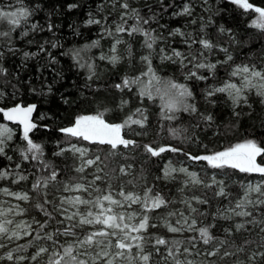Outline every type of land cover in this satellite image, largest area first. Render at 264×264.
Returning a JSON list of instances; mask_svg holds the SVG:
<instances>
[{
	"label": "snow or ice",
	"instance_id": "6c2138e0",
	"mask_svg": "<svg viewBox=\"0 0 264 264\" xmlns=\"http://www.w3.org/2000/svg\"><path fill=\"white\" fill-rule=\"evenodd\" d=\"M231 3L253 10L264 37V6ZM195 10L196 0H99L68 24L74 37L96 26L94 38L65 47L60 0L0 3V195L12 198L0 199V264H264V39L237 59L251 37ZM28 94L55 98L69 118L49 109L38 123ZM257 106L258 128L230 139Z\"/></svg>",
	"mask_w": 264,
	"mask_h": 264
},
{
	"label": "trees",
	"instance_id": "16d2710c",
	"mask_svg": "<svg viewBox=\"0 0 264 264\" xmlns=\"http://www.w3.org/2000/svg\"><path fill=\"white\" fill-rule=\"evenodd\" d=\"M26 2H28V0H26ZM60 2H61L62 14L60 16L59 23L61 25V31L63 32V35L66 38L65 47H67L69 44H72V43H83L85 39L94 38V36L97 32L96 26H94V25L93 26L81 25V32L83 35L80 37H74L72 35L71 30L68 28V24H79L83 19H86L87 18L86 13H87L89 7H92L94 9L95 4L97 2H99V0H80L81 6L79 8L72 9V10L67 9L66 4L69 2H74V0H60ZM249 2L255 3V4L260 5V6H264V0H249ZM176 3H177V5H181V0H176ZM201 3H203V0H196V10H195L194 15H204L205 17H207L208 15L213 14V18L217 19L218 22L226 21V22H228L229 26L233 27L234 29H238L237 35L242 40L246 39L248 37H251V39L253 41L251 44L244 46L242 49H240V48L237 49V59H243V57L240 55L241 52H248L250 49L252 51H257V49H259V47H260L259 40L264 39V37H259L258 36V30H256L252 26H250L248 23L249 20L254 18V16L256 15L253 12V10H244L239 6L232 4L231 0H207V7L210 9V11L204 12V11H202V9L199 6ZM42 17H43V13H40L37 16V19H41ZM188 19L190 20L191 18L189 17ZM177 23L183 24V18H175L172 20L173 25H175ZM199 23H200L199 20H197V23L195 25L189 23L188 28L189 29L198 28ZM208 31L213 34V39H219V41L221 43H225L227 41L226 36L217 37L215 35V32H216L215 26L209 25ZM44 35H47V33H44ZM178 40H179V37H177V41ZM102 44L104 45V48L106 50V48L108 46V42L105 40V41H102ZM95 51H99V50L96 49V50H94V52ZM257 55H258V53H257ZM219 57L222 59L223 54L220 53ZM213 58H215V57H213ZM16 63H18V58H16V60L12 61L13 68L15 67ZM167 67H168L169 71H175L176 75L182 79V77L180 76V73L178 71H176L171 66H167ZM36 68H38V65H36L35 61L33 60L32 62H30V65H29L27 72L24 73L25 80H27L28 78L33 76V73L36 70ZM47 75L48 76L51 75L50 70L47 73ZM109 76H111V73L106 72L104 79L107 80L109 78ZM72 78H74V77H69V79H72ZM38 82L39 81L37 79V83ZM202 86H203V83H201V87ZM67 87H68V85L65 84L64 88L60 89V91H64L65 89H67ZM197 92H199V88H197ZM113 95L118 96L119 93L117 91H113ZM25 98L38 103V109L35 111V120L38 123L51 122L48 120H44V121L40 120V113H42V112L46 113L47 111H49V109H51L52 111L56 112L59 115L60 119H59L58 123H65L67 121V119L69 118V113L65 112L63 110V108L59 107L58 101L55 98H51L49 100H44V99H41L38 95H32V94H28ZM253 99L255 100V97H253ZM148 106L151 109V119L153 122H155L159 109L156 106H152L150 102H149ZM199 106L202 110L205 107H207L209 110H212L216 113H219L221 119H224L228 115L226 108L222 109L221 107H217V108L213 109L211 105H205L202 99L199 100ZM133 107H135V104H133ZM70 111L71 110H69V112ZM260 115H261V109L259 106H257L253 115L251 117H247L245 119V122H244L241 130L236 133V136H232L229 138L234 140L237 136H242L244 134V128H248L249 131H253L256 128H258ZM48 135H49L48 130H45L42 128L39 129V131L36 133L37 139H39V138L47 139ZM138 139H140V138H138ZM143 139H144V142H148V141L155 139V135L150 134L147 138H143ZM262 157H264V154H261V157H258V161H261ZM140 159H142V157L138 156L137 163L140 162ZM69 160H70V158H69ZM109 160H112V158L109 157ZM174 161H175V157H174ZM64 162L67 163L69 161H64ZM117 162H122L120 160V157H116L115 161H113L110 164V167L116 166ZM3 163H4V161L0 160V164H3ZM25 166H27V165H25ZM146 167L149 169L150 172L156 171V168L153 164L146 165ZM201 167H203V165H201ZM88 171H90V170H88ZM67 175L79 176L80 174L72 173L71 171H69L68 173H66V176ZM250 175L253 178H256L260 174H250ZM236 178L243 179L244 174H239ZM149 182H151V175H149ZM98 183H102V182H98ZM114 183H115V181H114ZM161 186H163V185H161ZM169 187H171L173 189V191L175 190V185H170ZM232 190L237 191V187L234 186L232 188Z\"/></svg>",
	"mask_w": 264,
	"mask_h": 264
},
{
	"label": "rangeland",
	"instance_id": "374dc122",
	"mask_svg": "<svg viewBox=\"0 0 264 264\" xmlns=\"http://www.w3.org/2000/svg\"><path fill=\"white\" fill-rule=\"evenodd\" d=\"M9 2H11V0H0V3H4V4H7V3H9ZM106 49H107V48H106ZM1 122H3V121H1ZM0 199L7 200V199H12V198L5 197V196L0 195Z\"/></svg>",
	"mask_w": 264,
	"mask_h": 264
},
{
	"label": "water",
	"instance_id": "95a60500",
	"mask_svg": "<svg viewBox=\"0 0 264 264\" xmlns=\"http://www.w3.org/2000/svg\"><path fill=\"white\" fill-rule=\"evenodd\" d=\"M33 118L35 119V111H34V113H33ZM12 123H14V122H12Z\"/></svg>",
	"mask_w": 264,
	"mask_h": 264
}]
</instances>
